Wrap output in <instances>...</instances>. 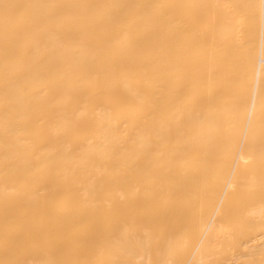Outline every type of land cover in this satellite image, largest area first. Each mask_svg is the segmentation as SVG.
I'll list each match as a JSON object with an SVG mask.
<instances>
[{
    "label": "bare ground",
    "instance_id": "1",
    "mask_svg": "<svg viewBox=\"0 0 264 264\" xmlns=\"http://www.w3.org/2000/svg\"><path fill=\"white\" fill-rule=\"evenodd\" d=\"M0 264H264V0H0Z\"/></svg>",
    "mask_w": 264,
    "mask_h": 264
}]
</instances>
